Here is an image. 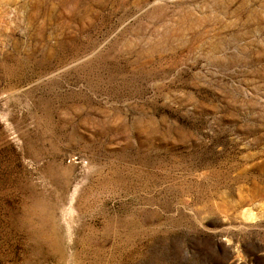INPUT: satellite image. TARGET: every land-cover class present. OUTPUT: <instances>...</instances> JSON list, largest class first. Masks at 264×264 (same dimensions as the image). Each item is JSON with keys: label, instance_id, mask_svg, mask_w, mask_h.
Listing matches in <instances>:
<instances>
[{"label": "rangeland", "instance_id": "rangeland-1", "mask_svg": "<svg viewBox=\"0 0 264 264\" xmlns=\"http://www.w3.org/2000/svg\"><path fill=\"white\" fill-rule=\"evenodd\" d=\"M0 264H264V0H0Z\"/></svg>", "mask_w": 264, "mask_h": 264}]
</instances>
